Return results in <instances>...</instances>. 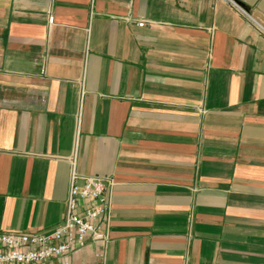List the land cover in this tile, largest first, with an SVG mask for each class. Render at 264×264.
Segmentation results:
<instances>
[{"label": "crops", "instance_id": "1", "mask_svg": "<svg viewBox=\"0 0 264 264\" xmlns=\"http://www.w3.org/2000/svg\"><path fill=\"white\" fill-rule=\"evenodd\" d=\"M73 171L110 207L72 264H264V0H0V232Z\"/></svg>", "mask_w": 264, "mask_h": 264}, {"label": "built area", "instance_id": "2", "mask_svg": "<svg viewBox=\"0 0 264 264\" xmlns=\"http://www.w3.org/2000/svg\"><path fill=\"white\" fill-rule=\"evenodd\" d=\"M107 184L102 177H81L73 171L61 223L47 233L0 232V264H72L71 255L89 240L107 241L102 223L110 207Z\"/></svg>", "mask_w": 264, "mask_h": 264}]
</instances>
